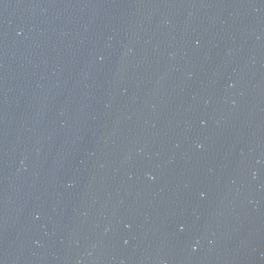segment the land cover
<instances>
[{
  "label": "water",
  "instance_id": "obj_1",
  "mask_svg": "<svg viewBox=\"0 0 264 264\" xmlns=\"http://www.w3.org/2000/svg\"><path fill=\"white\" fill-rule=\"evenodd\" d=\"M0 264H264V0H0Z\"/></svg>",
  "mask_w": 264,
  "mask_h": 264
}]
</instances>
